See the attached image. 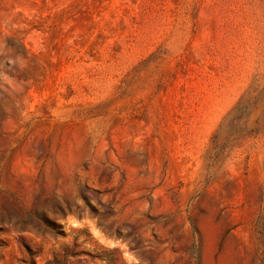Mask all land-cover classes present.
I'll return each mask as SVG.
<instances>
[{
	"label": "rangeland",
	"instance_id": "rangeland-1",
	"mask_svg": "<svg viewBox=\"0 0 264 264\" xmlns=\"http://www.w3.org/2000/svg\"><path fill=\"white\" fill-rule=\"evenodd\" d=\"M0 264H264V0H0Z\"/></svg>",
	"mask_w": 264,
	"mask_h": 264
}]
</instances>
